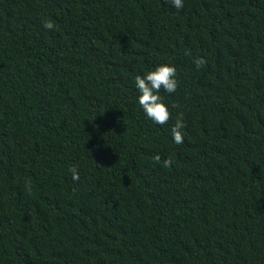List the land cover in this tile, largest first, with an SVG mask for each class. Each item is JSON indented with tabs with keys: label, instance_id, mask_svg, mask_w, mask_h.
<instances>
[{
	"label": "trees",
	"instance_id": "trees-1",
	"mask_svg": "<svg viewBox=\"0 0 264 264\" xmlns=\"http://www.w3.org/2000/svg\"><path fill=\"white\" fill-rule=\"evenodd\" d=\"M0 264H264V0H0Z\"/></svg>",
	"mask_w": 264,
	"mask_h": 264
}]
</instances>
